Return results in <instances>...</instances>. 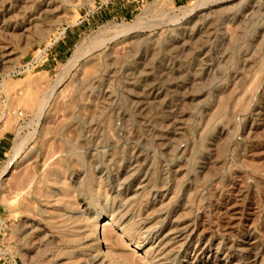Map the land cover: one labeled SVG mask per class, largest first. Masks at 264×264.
I'll return each instance as SVG.
<instances>
[{"label": "rangeland", "instance_id": "1", "mask_svg": "<svg viewBox=\"0 0 264 264\" xmlns=\"http://www.w3.org/2000/svg\"><path fill=\"white\" fill-rule=\"evenodd\" d=\"M0 264H264V0H0Z\"/></svg>", "mask_w": 264, "mask_h": 264}, {"label": "bare ground", "instance_id": "2", "mask_svg": "<svg viewBox=\"0 0 264 264\" xmlns=\"http://www.w3.org/2000/svg\"><path fill=\"white\" fill-rule=\"evenodd\" d=\"M204 2V3H203ZM203 4H205V0H202V5ZM201 6V5H200ZM199 6V7H200ZM199 10H198V6L196 7V8H193L191 11H187L186 12V14L184 15V17L182 18L183 20H185V21H187V20H189V19H191L197 12H198ZM166 18V17H165ZM181 19V20H182ZM172 23H174V24H177V23H179V21H180V19H177V18H174V19H171L170 20ZM131 26H125V31L128 29V28H130ZM127 32V31H126ZM81 49V48H80ZM80 49H78L77 51H76V54L72 57V59L68 62V64H67V67L68 68H72L73 67V65H74V62L76 63V61H78V59H79V56H80ZM80 51V52H79ZM80 62V61H79ZM75 66H77V63H76V65ZM75 69V68H74ZM68 74H69V72H67ZM256 81V80H255ZM254 82V81H253ZM255 84V83H254ZM254 87V86H253ZM54 94H55V89L53 90H51L49 93L47 92V94L46 95H44V97H43V99L41 100V103H40V105H39V109H38V116H39V118H42L43 117V115H44V113H45V111H46V109H47V106H48V104L51 102V100L53 99V97H54ZM43 96V95H42ZM40 99V98H39ZM76 155H78L77 153L78 152H74ZM11 163V162H10ZM12 166V165H11ZM7 172V171H6ZM5 173V172H4ZM27 187V186H26ZM23 189V188H22ZM21 189V191L20 192H23V190H25V188L22 190ZM26 190H27V188H26ZM28 191V190H27ZM19 192V194L18 195H16L14 198H13V201L11 202V204H16L17 203V201L18 200H20L19 199V195H21V193ZM25 193H27L26 191H24ZM24 194V193H23ZM21 197V196H20ZM8 201V200H7ZM101 221V220H100ZM97 222V221H96ZM175 224V223H174ZM100 225V224H99ZM98 224L96 225V230H97V228H98V226H99ZM185 225V224H184ZM177 226V225H176ZM195 230V229H194ZM194 230H192V232H190V234H188V236H186L185 237V241L181 244V246H180V250H181V253H183V258H184V260H186V258H188V254H189V250H190V248H191V245H192V238H193V233L196 231H194ZM162 233V229H160V230H157V231H155L154 233H152L151 235H148V236H146L145 238H143L144 240H143V243H145L144 244V246L145 245H147V244H153V243H156L158 240H159V238H160V236L162 235L161 234ZM99 234V233H98ZM96 236V235H95ZM97 239V238H96ZM194 239V238H193ZM240 248V247H239ZM192 252V251H191Z\"/></svg>", "mask_w": 264, "mask_h": 264}, {"label": "crops", "instance_id": "3", "mask_svg": "<svg viewBox=\"0 0 264 264\" xmlns=\"http://www.w3.org/2000/svg\"><path fill=\"white\" fill-rule=\"evenodd\" d=\"M2 142V141H1Z\"/></svg>", "mask_w": 264, "mask_h": 264}]
</instances>
